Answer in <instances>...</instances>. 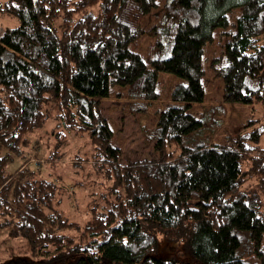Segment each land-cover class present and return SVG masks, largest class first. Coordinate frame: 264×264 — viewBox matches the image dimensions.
<instances>
[{"label":"trees","instance_id":"1","mask_svg":"<svg viewBox=\"0 0 264 264\" xmlns=\"http://www.w3.org/2000/svg\"><path fill=\"white\" fill-rule=\"evenodd\" d=\"M4 1L18 26L0 34V216L29 255L6 264H190L155 256L158 235L182 242L194 264H264L262 130L213 144L219 127L192 111L203 101L201 58L214 32L225 101L264 105V0ZM144 34L156 39L148 63L130 50ZM158 74L182 83L141 131L153 155L120 165L99 102L123 92L125 112L142 113L158 100ZM54 109L87 136L114 195L107 208L89 209L75 236L61 234L71 224L50 209V183L26 167L5 174Z\"/></svg>","mask_w":264,"mask_h":264},{"label":"rangeland","instance_id":"2","mask_svg":"<svg viewBox=\"0 0 264 264\" xmlns=\"http://www.w3.org/2000/svg\"><path fill=\"white\" fill-rule=\"evenodd\" d=\"M5 3L0 0V34L4 29L18 26L17 19L6 15ZM146 23L148 29L155 24V20L149 18ZM154 44L156 45L155 37L144 34L130 46V50L138 54L143 62L148 63L155 54ZM220 44L218 33L214 32L201 58L203 101L193 105L192 111L196 112V115L204 113L210 116L211 124L219 127L212 139L213 144L228 146L231 144V138L239 132L247 137L251 130L261 128L263 134L256 146L264 152V105L245 106L225 101L222 83L217 77L221 65ZM44 80L48 82L46 77ZM178 83H182V80L171 75L158 74V100L147 106L142 113L125 112L128 100L123 97V92L121 97L111 96L99 102L100 114L112 132V143L121 151L120 165H124L126 161L147 160L153 155L151 145L143 142L141 131L151 129L155 125L157 113L167 103L169 90ZM208 111L211 113H206ZM248 121L254 123L251 122L253 124L249 128L243 129ZM24 141L25 143L18 146L17 154H12L11 162L5 167V174L10 175L17 169L26 167L37 180L50 183L53 186L50 209L58 211L61 217L71 224V227L61 234L78 235L76 233L90 220L89 209L94 208L97 211L103 207L107 208L114 199L111 183L99 168L98 159L87 136L68 127L67 115L54 109L50 111L41 127L24 136ZM255 185L256 181L251 179L247 181L244 189L251 194ZM11 226L0 216V264L21 258L22 255H26L23 256L25 258L29 256L23 252L22 238L10 235ZM260 245L264 247V233ZM154 255L194 264L183 249L182 242L169 241L159 235ZM32 264H39V261Z\"/></svg>","mask_w":264,"mask_h":264}]
</instances>
